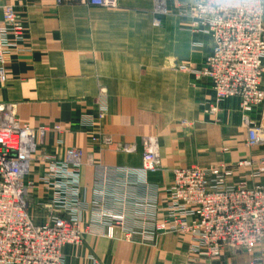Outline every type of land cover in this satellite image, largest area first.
Instances as JSON below:
<instances>
[{
  "label": "crops",
  "instance_id": "obj_1",
  "mask_svg": "<svg viewBox=\"0 0 264 264\" xmlns=\"http://www.w3.org/2000/svg\"><path fill=\"white\" fill-rule=\"evenodd\" d=\"M156 1L117 0L109 9L0 0L24 29L4 64L0 103H15L19 125L48 129L24 179L29 214L37 224L74 216L84 231L80 245L63 248L65 264H185L187 237L158 228L173 170L264 157V141L246 146L244 125L247 117L264 135V103L245 110L232 97L206 112L210 81L181 66L202 67L211 40L190 30L177 10L181 0L159 1L160 14ZM145 137L157 144L155 171L142 170ZM70 150L79 152L78 164L46 182L49 161L64 163ZM249 172L236 167L230 181L249 183ZM57 181L67 183L60 195L51 189ZM105 215L124 218L114 237L105 235Z\"/></svg>",
  "mask_w": 264,
  "mask_h": 264
},
{
  "label": "built area",
  "instance_id": "obj_2",
  "mask_svg": "<svg viewBox=\"0 0 264 264\" xmlns=\"http://www.w3.org/2000/svg\"><path fill=\"white\" fill-rule=\"evenodd\" d=\"M83 3L109 9L117 0H55L56 4ZM179 15L188 19L192 32L211 40L210 51L200 68H188L196 77L210 81L213 91L207 111L215 113L226 99L237 97L243 109L264 103L261 81L264 58V0H181ZM155 11L165 9L156 1ZM158 25L160 21L155 19ZM23 25L12 5L0 2V79L11 52L23 40ZM246 146L263 143V129L244 117ZM58 126L53 129L58 130ZM47 127L21 126L15 103H0V264H65L63 248L81 243L83 230L77 217H53L37 224L28 211L29 173L33 154ZM142 170L160 166L157 144L151 137L142 140ZM125 151L133 147H122ZM79 152L70 150L64 163L50 160L45 181L76 166ZM248 167L249 180L233 182L234 168ZM264 157L229 166L223 163L201 167L190 165L173 170L165 188L164 216L158 228L176 232L188 239L189 260L185 264H229L226 259L241 252L248 264H264ZM67 183L57 181L51 189L62 194ZM54 203L64 205L58 198ZM107 216L106 232L113 237V226H122V216ZM133 231L123 234L131 239ZM232 251V256H226ZM98 264V263H94Z\"/></svg>",
  "mask_w": 264,
  "mask_h": 264
},
{
  "label": "rangeland",
  "instance_id": "obj_3",
  "mask_svg": "<svg viewBox=\"0 0 264 264\" xmlns=\"http://www.w3.org/2000/svg\"><path fill=\"white\" fill-rule=\"evenodd\" d=\"M158 1H161L162 2V0H158ZM263 25H264V23H263ZM262 65H263V63H262ZM261 75H262V73H261ZM262 81V80H261ZM253 107V106H252ZM214 114V113H213ZM234 174V173H233ZM122 227V226H121ZM113 228H114V226H113ZM123 228V227H122ZM83 230V229H82ZM137 230H134V233L136 232ZM150 231L152 232L153 231V229H150ZM149 231V232H150ZM153 232H155V231H153ZM113 233H114V229H113ZM154 234V233H153ZM105 235L106 236H108V234H107V232H106V230H105ZM114 236H115V233H114ZM113 236V237H114ZM109 237V236H108ZM82 242V241H81ZM81 243H79V244H76V245H74V246H78V245H80ZM69 245H72V244H69ZM67 246V245H66ZM238 254H237V256L236 257H232V258H228L229 259V261H233V262H235V263H233V264H248V262H249V259H250V257L249 256H247V255H245V254H242L241 252H237ZM225 255L226 256H232L233 255V252L232 251H227L226 253H225ZM63 261H64V259H63ZM228 261V262H229ZM65 263V262H64ZM94 263H97L96 261L94 262ZM99 264V263H98Z\"/></svg>",
  "mask_w": 264,
  "mask_h": 264
},
{
  "label": "bare ground",
  "instance_id": "obj_4",
  "mask_svg": "<svg viewBox=\"0 0 264 264\" xmlns=\"http://www.w3.org/2000/svg\"><path fill=\"white\" fill-rule=\"evenodd\" d=\"M158 3H160V2L158 1Z\"/></svg>",
  "mask_w": 264,
  "mask_h": 264
}]
</instances>
